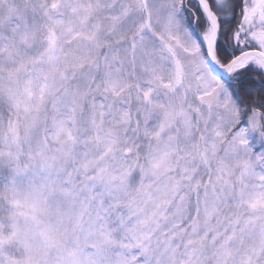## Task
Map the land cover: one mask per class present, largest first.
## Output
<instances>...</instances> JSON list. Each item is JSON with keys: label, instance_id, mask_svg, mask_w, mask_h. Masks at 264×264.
<instances>
[{"label": "snow or ice", "instance_id": "1", "mask_svg": "<svg viewBox=\"0 0 264 264\" xmlns=\"http://www.w3.org/2000/svg\"><path fill=\"white\" fill-rule=\"evenodd\" d=\"M264 0H0V264H264Z\"/></svg>", "mask_w": 264, "mask_h": 264}, {"label": "rangeland", "instance_id": "2", "mask_svg": "<svg viewBox=\"0 0 264 264\" xmlns=\"http://www.w3.org/2000/svg\"><path fill=\"white\" fill-rule=\"evenodd\" d=\"M256 144H257V145H256ZM256 144H255V142H253V148H254V151L257 152V154H258L260 151H264V147L261 148L259 151L255 150V145H256V147L259 146L258 143H256ZM259 148H260V147H259Z\"/></svg>", "mask_w": 264, "mask_h": 264}, {"label": "trees", "instance_id": "3", "mask_svg": "<svg viewBox=\"0 0 264 264\" xmlns=\"http://www.w3.org/2000/svg\"><path fill=\"white\" fill-rule=\"evenodd\" d=\"M255 144H256V142H255ZM257 145V144H256ZM256 145H255V150H257V151H259L261 148H263L264 146H261V145H259V146H257L256 147ZM260 147V148H259Z\"/></svg>", "mask_w": 264, "mask_h": 264}]
</instances>
